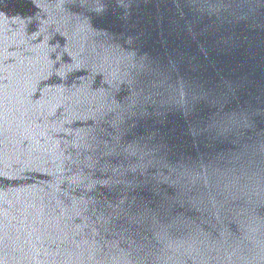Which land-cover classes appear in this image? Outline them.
<instances>
[{
	"label": "water",
	"instance_id": "obj_1",
	"mask_svg": "<svg viewBox=\"0 0 264 264\" xmlns=\"http://www.w3.org/2000/svg\"><path fill=\"white\" fill-rule=\"evenodd\" d=\"M0 264H264V0H0Z\"/></svg>",
	"mask_w": 264,
	"mask_h": 264
}]
</instances>
